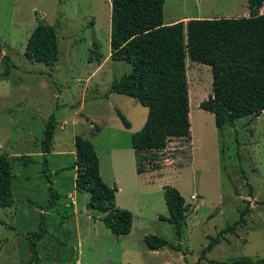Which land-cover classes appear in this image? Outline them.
Listing matches in <instances>:
<instances>
[{
  "label": "rangeland",
  "instance_id": "1",
  "mask_svg": "<svg viewBox=\"0 0 264 264\" xmlns=\"http://www.w3.org/2000/svg\"><path fill=\"white\" fill-rule=\"evenodd\" d=\"M110 13V0H0V154L11 158L15 175L14 205L0 209V264H26V234L38 231L42 222L45 234L36 248L40 264L264 259V111L255 121L238 119L219 132L213 115L199 109L212 92L211 70L189 59L190 138L173 139L163 151L142 156L151 162L145 168L151 176L146 186L129 188L128 170H122L126 185L118 198L138 211L132 232L113 235L102 223V214L88 208L89 196L75 191L74 157L69 153L74 151V136L92 143L101 177L112 185L111 156L117 162L118 155L131 151V135L142 128L147 115L135 99L110 93L112 82L130 71L125 62L110 59ZM171 14L222 19L246 17L249 11L247 0H165L163 17ZM39 19L56 28L59 58L53 67L24 56ZM117 111L130 123L129 129ZM51 115L56 127L44 164L40 140ZM26 157L32 159L27 166ZM49 186L58 199L51 200ZM164 186L177 189L185 204L191 195L199 201L187 208L180 240L173 226L159 219L168 217ZM241 213L243 223L199 259L210 240ZM146 235H156L170 246L151 251Z\"/></svg>",
  "mask_w": 264,
  "mask_h": 264
},
{
  "label": "trees",
  "instance_id": "2",
  "mask_svg": "<svg viewBox=\"0 0 264 264\" xmlns=\"http://www.w3.org/2000/svg\"><path fill=\"white\" fill-rule=\"evenodd\" d=\"M164 3L165 0H110V59L125 62L130 67L129 73L112 82L110 93L135 99L147 109L144 125L130 138L138 174L144 173L146 166L151 164L143 155L163 151L173 139L190 138L186 59L211 70L212 92L199 104V109L213 115L219 132L238 119L250 117L255 121L264 111V13H259L264 0H247L248 17L190 19L171 25L163 23ZM24 56L32 63L53 67L59 58L55 26L39 19L27 39ZM117 116L129 129V122L119 111ZM55 127L56 121L51 115L40 140L44 164L52 148ZM24 159L25 166L32 162L29 157ZM71 169L75 171V191L89 196L88 208L102 214V223L113 235H128L133 216L116 207V186H109L102 180L92 143L78 135L74 136ZM14 177L11 158L1 153L0 209L14 205ZM48 191L51 200L59 198L51 186ZM162 193L168 217L159 216V219L171 224L180 240L188 206L177 189L164 186ZM243 216L241 213L238 221L212 238L199 259L219 243L222 235L232 233L243 223ZM0 224L3 223L0 221ZM44 225L42 222V228L26 234L29 241L26 264H40L36 248L45 234ZM144 242L151 251L170 246L156 235H146ZM173 248L178 249L177 246ZM208 263L264 264V259Z\"/></svg>",
  "mask_w": 264,
  "mask_h": 264
},
{
  "label": "crops",
  "instance_id": "3",
  "mask_svg": "<svg viewBox=\"0 0 264 264\" xmlns=\"http://www.w3.org/2000/svg\"><path fill=\"white\" fill-rule=\"evenodd\" d=\"M259 13L260 14L264 13V4L262 5L261 9L259 10ZM246 17H248V15ZM190 19H191L190 17H187L186 15H183V14H181V15L171 14V15H168V17L166 19L163 17V23H164V25H171V24H175L178 22L186 23ZM197 19H200V18H197ZM36 24L37 23L34 24V27L36 26ZM130 127H131V125H130ZM132 133L133 132H131V134ZM69 153L74 157V151L73 152L71 151ZM121 154L122 155L117 156L118 159L115 158L117 162H115L114 156L113 157L111 156V160H112V163H111V173H112V179L111 180L112 181L111 182H113V184L109 185V186H116L117 192L115 193V205L119 209H123V210L127 209V211H129L132 214V216H133L132 228H133V226H134L133 223H135L136 213H138V211L136 209H134V208H136L135 205L134 206L133 205L127 206L126 204H124V201L121 199V197L118 198V196L122 194L121 192H123V188L126 185V183H124L122 181V179H123L122 178V176H123L122 170L125 171V167L128 170V175H129L128 186H129V188L130 187L132 188V186H138L139 183H141L143 186H146V184H145L146 179L148 177V179L150 180L151 176L148 172H144L141 174L137 173L136 159H135L134 151L132 150V148H131V151L122 152ZM98 160H99V158H98ZM119 161H121V162L119 163ZM117 169H119V172ZM99 171H100V176H102L101 169H100V160H99ZM45 212L46 211H43V210L40 211V213H45ZM132 228H131L130 233L132 232ZM124 236H126V235H124Z\"/></svg>",
  "mask_w": 264,
  "mask_h": 264
},
{
  "label": "built area",
  "instance_id": "4",
  "mask_svg": "<svg viewBox=\"0 0 264 264\" xmlns=\"http://www.w3.org/2000/svg\"><path fill=\"white\" fill-rule=\"evenodd\" d=\"M199 201L197 200V196L196 195H191L190 196V202L187 203L186 205L189 207V208H193L194 206L197 205ZM201 204V203H200Z\"/></svg>",
  "mask_w": 264,
  "mask_h": 264
},
{
  "label": "water",
  "instance_id": "5",
  "mask_svg": "<svg viewBox=\"0 0 264 264\" xmlns=\"http://www.w3.org/2000/svg\"><path fill=\"white\" fill-rule=\"evenodd\" d=\"M0 55H1V53H0Z\"/></svg>",
  "mask_w": 264,
  "mask_h": 264
}]
</instances>
